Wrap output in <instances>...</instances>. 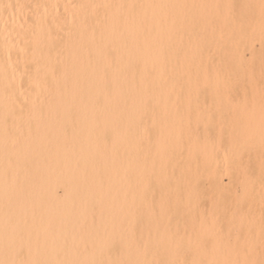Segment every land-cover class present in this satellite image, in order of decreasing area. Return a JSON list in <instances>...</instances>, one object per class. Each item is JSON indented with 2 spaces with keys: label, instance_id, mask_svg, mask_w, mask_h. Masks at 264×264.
Instances as JSON below:
<instances>
[{
  "label": "bare ground",
  "instance_id": "bare-ground-1",
  "mask_svg": "<svg viewBox=\"0 0 264 264\" xmlns=\"http://www.w3.org/2000/svg\"><path fill=\"white\" fill-rule=\"evenodd\" d=\"M0 264H264V0H0Z\"/></svg>",
  "mask_w": 264,
  "mask_h": 264
},
{
  "label": "rangeland",
  "instance_id": "rangeland-1",
  "mask_svg": "<svg viewBox=\"0 0 264 264\" xmlns=\"http://www.w3.org/2000/svg\"><path fill=\"white\" fill-rule=\"evenodd\" d=\"M223 182L224 183H227V178H223Z\"/></svg>",
  "mask_w": 264,
  "mask_h": 264
}]
</instances>
